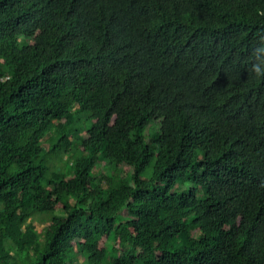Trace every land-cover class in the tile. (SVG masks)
I'll use <instances>...</instances> for the list:
<instances>
[{
    "label": "trees",
    "instance_id": "16d2710c",
    "mask_svg": "<svg viewBox=\"0 0 264 264\" xmlns=\"http://www.w3.org/2000/svg\"><path fill=\"white\" fill-rule=\"evenodd\" d=\"M0 204V264H264V0H0Z\"/></svg>",
    "mask_w": 264,
    "mask_h": 264
},
{
    "label": "rangeland",
    "instance_id": "374dc122",
    "mask_svg": "<svg viewBox=\"0 0 264 264\" xmlns=\"http://www.w3.org/2000/svg\"><path fill=\"white\" fill-rule=\"evenodd\" d=\"M75 119H76L75 126L78 127V128H84V126L86 124H87V126L90 125L89 120L86 121V117L83 114L75 115ZM151 126L154 127V130L159 129L160 121H153ZM151 134L152 133L150 131H146L145 132V139L148 142L151 141L154 138L153 136H151ZM44 139L45 140H44L43 144H44V146L47 149L50 148V145L52 143L59 142L58 134L54 133V132H51L50 134H48ZM72 140L76 142L74 137L72 138ZM82 155H83V153L82 152H78V150H73V153L71 155H66L64 153V151L63 152H59L58 154L49 153L48 154V156L50 158L49 159V164L54 170H58L60 172H66V171H68L70 169L69 165L67 164V162L70 160V157L76 156L77 158H80V156H82ZM50 166L46 165V167H50ZM151 170H152V166L150 165L148 167V169L143 172L142 178L143 179L150 178ZM115 173L117 174V172L114 170L113 174H115ZM0 207H1V204H0ZM37 216H42V215H37ZM36 220H37L36 223H37L38 227H43L44 226L45 222L42 221L40 219V217H37Z\"/></svg>",
    "mask_w": 264,
    "mask_h": 264
}]
</instances>
